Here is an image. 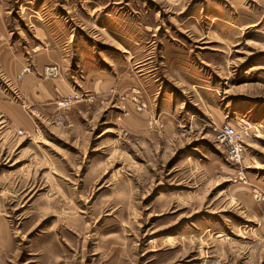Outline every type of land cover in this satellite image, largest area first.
Returning <instances> with one entry per match:
<instances>
[{"label": "rangeland", "instance_id": "obj_1", "mask_svg": "<svg viewBox=\"0 0 264 264\" xmlns=\"http://www.w3.org/2000/svg\"><path fill=\"white\" fill-rule=\"evenodd\" d=\"M254 190L264 0H0V264H264Z\"/></svg>", "mask_w": 264, "mask_h": 264}, {"label": "built area", "instance_id": "obj_2", "mask_svg": "<svg viewBox=\"0 0 264 264\" xmlns=\"http://www.w3.org/2000/svg\"><path fill=\"white\" fill-rule=\"evenodd\" d=\"M261 127L256 128L257 131ZM253 127L249 122L243 121L236 126L225 125L219 129L217 136L218 142L225 147V152L228 159L240 164L245 154V143L253 136ZM244 175H240V180L245 181ZM254 199L257 201L264 200V194L258 190H254Z\"/></svg>", "mask_w": 264, "mask_h": 264}, {"label": "crops", "instance_id": "obj_3", "mask_svg": "<svg viewBox=\"0 0 264 264\" xmlns=\"http://www.w3.org/2000/svg\"><path fill=\"white\" fill-rule=\"evenodd\" d=\"M259 191V190H258ZM260 193H264V191L262 192V191H259Z\"/></svg>", "mask_w": 264, "mask_h": 264}]
</instances>
